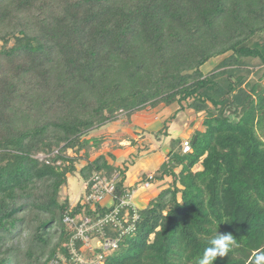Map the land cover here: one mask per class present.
<instances>
[{
  "label": "trees",
  "instance_id": "obj_1",
  "mask_svg": "<svg viewBox=\"0 0 264 264\" xmlns=\"http://www.w3.org/2000/svg\"><path fill=\"white\" fill-rule=\"evenodd\" d=\"M173 105L201 128L184 153L164 122L167 160L137 183L167 187L122 207L123 229L89 231L92 251L76 241L101 255L92 264H197L217 232L238 247L214 264L264 249V0H0V264H72L75 225L113 208L73 204L69 177L118 174V198L137 188L88 135ZM107 239L117 247L104 252Z\"/></svg>",
  "mask_w": 264,
  "mask_h": 264
},
{
  "label": "rangeland",
  "instance_id": "obj_2",
  "mask_svg": "<svg viewBox=\"0 0 264 264\" xmlns=\"http://www.w3.org/2000/svg\"><path fill=\"white\" fill-rule=\"evenodd\" d=\"M220 60H222V58L213 59L203 66V73L208 74L210 71H212ZM176 109L177 105H173L170 108L160 106L157 109H146L131 116L130 123L127 122L128 120L126 118L121 116L117 122L105 125L100 129L91 132L88 137L102 136L104 138V142L102 144L101 152L106 154L111 152L114 156H117V165H121L124 160L127 161V163L132 166L129 169V177H132V175L140 170V165H134L135 161L132 160L130 154L132 156L134 155V157H137L142 151L148 149L152 144V146L156 148L159 156L163 157L162 159H164V161L167 160L168 153H164L163 146L166 143L165 147H168L169 138H165L163 134H158L159 131L163 129L164 122L168 126L167 130L170 135L174 137H180L184 140H188V137H190L195 129L201 128L202 116L198 117L194 115L193 111L190 110H186L185 114L180 112L175 118L172 119L171 116L174 115V111ZM191 122H193L194 125H192ZM131 141L136 143L135 146L131 145ZM115 144L120 145L123 148L120 153L118 152V149H113ZM135 152L138 154L135 155ZM151 155L153 158L154 152H152ZM39 158L41 159L42 156L40 155ZM139 159L140 157L138 156V161ZM141 185L142 184H140V186ZM140 186L139 189H141ZM134 190L133 194L131 195V199L132 203H137L138 206L141 204L144 205L146 200L150 199V197L154 195L153 191L152 193H149V190H142L141 195L135 199L134 197L136 195L134 196V194L137 191L136 189ZM144 192H146V194L143 195ZM65 193L68 198L70 197L71 202L73 201V204H75L76 201L84 194L82 180L76 176L69 177L68 187ZM113 203L114 201L111 197H106L101 205L110 207ZM96 242L97 240L93 241L92 243L95 244Z\"/></svg>",
  "mask_w": 264,
  "mask_h": 264
},
{
  "label": "built area",
  "instance_id": "obj_3",
  "mask_svg": "<svg viewBox=\"0 0 264 264\" xmlns=\"http://www.w3.org/2000/svg\"><path fill=\"white\" fill-rule=\"evenodd\" d=\"M183 146V152L186 153L189 151L190 146L188 140H185L182 144ZM148 179H152V175L149 174L147 175ZM119 180L118 174H115L112 178L108 179L106 177H101L98 174H94L91 181L89 183H84L83 184V190H84V195L82 199V204H99L102 206V202L106 197H111L114 201V203L110 206L113 208L105 217H103L101 220H99L97 223L92 224L90 222V219L88 217H84L81 219V222L76 224L75 219L66 217L64 221L69 224L75 225V230L76 234L73 237V239L70 241L69 248L71 250V263L72 264H92L95 262H99L101 260V255L97 256L94 259H87L84 258L83 255H81L80 252H77L75 249L76 241L80 239V241L84 244V248L88 249L90 251L93 250V247L89 243V235L88 232L94 229H98L99 226H102L103 224L113 222L114 225L119 226L120 229H123V226L121 222L116 219V215L118 214L119 210L124 207L125 205L132 204V199L131 195L133 194V190L130 191L127 188L125 189V196L118 198L117 195H115L116 191V184ZM151 183L149 182H144L140 188H146L150 185ZM109 208V207H107ZM76 220H78L76 218ZM128 229V228H127ZM124 232L126 230L124 229ZM98 247L102 248L103 251H109V250H114L117 247V241L116 240H100L97 243ZM83 248V249H84ZM84 249V250H85ZM54 264H57L55 262Z\"/></svg>",
  "mask_w": 264,
  "mask_h": 264
},
{
  "label": "crops",
  "instance_id": "obj_4",
  "mask_svg": "<svg viewBox=\"0 0 264 264\" xmlns=\"http://www.w3.org/2000/svg\"><path fill=\"white\" fill-rule=\"evenodd\" d=\"M167 142V141H166ZM166 144V143H165ZM165 144L163 146V150H164V153H168V147L166 148L165 147ZM152 144L151 146L145 150V151H142L138 156L140 157L139 161H138V156L137 157H134V155L132 156L130 154V157L132 158V160L135 161L134 165L135 164H139L140 165V170H138V172H136L134 175H132V177H129V169L132 167V166H129L128 167V171L126 173V176H127V179H126V182H125V185L130 187V186H133L135 184H137V188H136V193L134 194V198L137 199L139 195H141L142 193V190L146 191V190H149V193H152V191L154 192V195L161 189H164L165 187H167V184L168 182L170 181V179L166 178L163 182L161 183H152L151 185H149V187L147 189L145 188H141L139 189V186H138V183L144 179V175H149V174H153L160 166L161 164L163 163L164 159H162L163 157H160L159 154L157 153V150L156 148H152ZM143 148V147H142ZM123 149V148H122ZM122 149H118V152L120 153L122 151ZM132 151V150H130ZM154 152V156L152 158V155L151 153ZM138 154L135 152V155ZM125 161V160H124ZM123 161V162H124ZM138 161V162H136ZM127 162V161H126ZM132 163V162H131ZM117 164V163H116ZM129 164V163H128ZM154 168V169H153ZM144 169V171H143ZM149 169V170H148ZM138 182V183H137ZM135 191V190H134ZM146 194V192L143 193V195ZM153 195V196H154ZM151 198V197H150ZM136 201V200H134ZM137 207H140L142 208L144 205H137V203L135 204ZM103 207H105L104 205H102Z\"/></svg>",
  "mask_w": 264,
  "mask_h": 264
},
{
  "label": "clouds",
  "instance_id": "obj_5",
  "mask_svg": "<svg viewBox=\"0 0 264 264\" xmlns=\"http://www.w3.org/2000/svg\"><path fill=\"white\" fill-rule=\"evenodd\" d=\"M209 246L204 249L202 257L197 264H214L218 257L223 258L235 247H238L236 238L231 233L217 232L209 241ZM250 264H264V249L258 250L252 257Z\"/></svg>",
  "mask_w": 264,
  "mask_h": 264
}]
</instances>
